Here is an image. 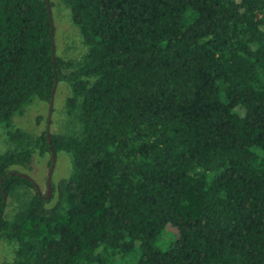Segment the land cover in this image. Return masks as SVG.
I'll use <instances>...</instances> for the list:
<instances>
[{
	"label": "trees",
	"instance_id": "1",
	"mask_svg": "<svg viewBox=\"0 0 264 264\" xmlns=\"http://www.w3.org/2000/svg\"><path fill=\"white\" fill-rule=\"evenodd\" d=\"M60 1L76 58L51 0H0V264H264V0ZM58 80L65 132L10 126Z\"/></svg>",
	"mask_w": 264,
	"mask_h": 264
},
{
	"label": "rangeland",
	"instance_id": "2",
	"mask_svg": "<svg viewBox=\"0 0 264 264\" xmlns=\"http://www.w3.org/2000/svg\"><path fill=\"white\" fill-rule=\"evenodd\" d=\"M52 25H53V44L57 55L65 58L79 57L85 46L80 40L76 27L70 22L69 10L60 0H51ZM69 92V87L64 80H58L52 97L49 101L32 99L23 106L22 112L11 117L10 126L21 128L29 133L37 134L45 130L49 132H65L71 126L64 109V99ZM2 125V124H1ZM0 125V151L6 148L4 140L5 129ZM50 153L45 152L39 155L33 152L28 168H18L26 172L32 178L41 192L46 191V176L50 166ZM71 168L70 156L63 150L54 153L50 179L55 183L61 177L66 176ZM10 206L7 207L9 211ZM168 229H172L167 226ZM12 246L4 241H0V260L11 257Z\"/></svg>",
	"mask_w": 264,
	"mask_h": 264
},
{
	"label": "water",
	"instance_id": "3",
	"mask_svg": "<svg viewBox=\"0 0 264 264\" xmlns=\"http://www.w3.org/2000/svg\"><path fill=\"white\" fill-rule=\"evenodd\" d=\"M50 153H51L50 166L48 168V172L46 176V194H48L49 192V179H50V173H51V168H52V163H53V158H54V153L52 151V148H50ZM19 174H23V173L19 172Z\"/></svg>",
	"mask_w": 264,
	"mask_h": 264
}]
</instances>
